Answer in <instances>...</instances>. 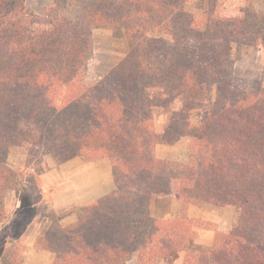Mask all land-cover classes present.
Masks as SVG:
<instances>
[{"label": "trees", "instance_id": "obj_1", "mask_svg": "<svg viewBox=\"0 0 264 264\" xmlns=\"http://www.w3.org/2000/svg\"><path fill=\"white\" fill-rule=\"evenodd\" d=\"M188 1L52 0L36 13L25 0H0V214L9 191L41 185L33 166H8L14 146H27L33 164L44 154L107 158L115 186L37 238L52 264H157L183 250V264H264V84L236 77L232 59L240 45L264 47V0L231 14L212 0L199 17ZM111 26L124 29L128 50L87 84L92 30ZM176 99L158 133L153 108ZM183 136L193 140L186 161L156 155L158 141ZM157 194L239 214L213 245L190 248L194 220L154 216ZM0 264L22 256L7 249Z\"/></svg>", "mask_w": 264, "mask_h": 264}, {"label": "rangeland", "instance_id": "obj_2", "mask_svg": "<svg viewBox=\"0 0 264 264\" xmlns=\"http://www.w3.org/2000/svg\"><path fill=\"white\" fill-rule=\"evenodd\" d=\"M25 3L36 13H41L52 4V0H25ZM242 4L243 0H219L216 2V11L218 14H231ZM211 6L212 0H190L185 4V8L197 17L210 10ZM75 10L76 6H71L67 14L71 15ZM92 41V54L83 77L87 84L99 80L128 50L122 27L94 28ZM232 59L236 77L250 82L261 80L264 84V47L240 45L233 50ZM178 107L179 99H176L166 106L153 108L158 133L166 128L169 116ZM201 118V109H194L191 122L198 124ZM192 142L189 136H183L171 144L158 141L156 154L165 159L186 161ZM27 151L25 145L12 147L6 162L9 167L18 171L33 166L31 171L39 177L41 185L27 181L18 192L9 191L5 196L4 213L0 214V260L7 249L15 247L16 252L22 256L23 264H52L53 254L51 258L48 251L43 252L28 244L34 242L35 236H40L55 224L66 226L73 222L72 219L80 211L78 201L108 188L111 180L110 164L107 158L89 160L74 157L59 161L52 154H44L39 163L33 164L34 159ZM150 211L157 217L193 219L190 248L213 245L235 223L239 214V210L232 205H183L173 194L155 195ZM185 257L186 252L183 250L158 260L157 264H183ZM126 264H137V260L131 258Z\"/></svg>", "mask_w": 264, "mask_h": 264}, {"label": "crops", "instance_id": "obj_3", "mask_svg": "<svg viewBox=\"0 0 264 264\" xmlns=\"http://www.w3.org/2000/svg\"><path fill=\"white\" fill-rule=\"evenodd\" d=\"M157 155V154H156ZM158 156V155H157ZM159 157V156H158ZM161 158V157H160ZM103 159V158H102ZM109 161V160H108ZM109 164H110V162H109ZM109 173H110V176H111V180H110V183H108V188H106V189H103V190H101V191H99L97 194H94V195H92L90 198L89 197H84V198H82V200H80V201H78V208L80 207V209L83 207V206H85V205H87V204H89L90 202H92V201H94V200H96V199H98L99 197H101V196H103V195H105V194H107V193H109L110 191H112L113 189H114V183H113V179H112V174H111V167L109 168ZM78 212H79V210H78ZM76 219V216L72 219V221L73 220H75ZM39 237V236H38ZM37 236H35V238L33 239V243H29L28 245H30V246H35L34 244L36 243V241L35 240H37L36 238H38ZM43 252L45 251V250H42ZM49 252V251H48ZM50 253V255H49V257H51L52 258V253L51 252H49Z\"/></svg>", "mask_w": 264, "mask_h": 264}]
</instances>
